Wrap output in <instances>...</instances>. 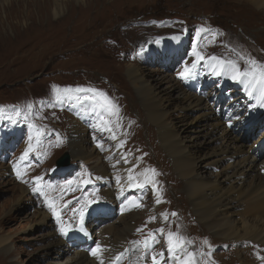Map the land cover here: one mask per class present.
Instances as JSON below:
<instances>
[{"label":"rangeland","instance_id":"374dc122","mask_svg":"<svg viewBox=\"0 0 264 264\" xmlns=\"http://www.w3.org/2000/svg\"><path fill=\"white\" fill-rule=\"evenodd\" d=\"M45 1L0 0V237L13 246L8 253L0 250V264H71V248L93 258L98 245V250L105 248L106 256L119 253L110 264H173L165 251L163 231L181 238V247L191 249L196 264H207L208 259H213L211 264H241L238 251L248 253L255 242L239 247L221 239L204 251L205 237L213 232L197 222L184 185L173 171L172 157L161 147L158 129L147 116L144 92L136 89L126 67L138 64L147 81L163 82L162 89L175 80L218 116L235 106L241 116L254 118L261 127L239 134L261 160L264 115L258 117V101L264 98V83L259 82L264 73V12L239 0H60L57 16L53 6L44 10ZM131 30L137 35L152 32L146 33L141 46L132 47L124 41ZM187 37L178 51L177 43ZM185 69L188 73L182 78ZM228 69L249 72L243 80L246 87L237 80H223ZM250 92L253 104L246 94ZM86 98L94 101L86 109L100 111L102 120L77 112L84 103L73 102ZM62 99L71 107L65 108ZM39 108L47 129L35 135L37 127L30 129L23 118L34 119ZM169 111L168 121L177 123L178 112L173 107ZM200 113L199 109L184 112L186 119L180 121L191 123ZM79 123L86 128L90 149L100 154L94 161L103 159L108 172L116 175L109 184L93 164L71 155V130ZM204 124L205 120L192 128ZM189 131L183 136L200 146L201 155L217 146L210 138L198 137L203 133ZM65 155L70 166L59 169L57 162ZM129 166L137 173L126 183L121 168ZM205 169H200L204 176L212 171ZM85 175L81 198L77 189ZM145 178L158 191L164 224L151 209L157 201L152 186L136 187ZM125 184L130 190L124 192ZM108 190L116 195L113 200L123 197L119 204L107 198ZM135 197L143 198L138 227L128 232L126 245L119 250L112 235L104 241L102 230L124 219L120 214ZM100 208L109 210L107 216L90 212L81 220V213ZM61 228H76V238H67Z\"/></svg>","mask_w":264,"mask_h":264},{"label":"bare ground","instance_id":"6f19581e","mask_svg":"<svg viewBox=\"0 0 264 264\" xmlns=\"http://www.w3.org/2000/svg\"><path fill=\"white\" fill-rule=\"evenodd\" d=\"M239 1H243L248 5H253L259 11L264 12V0ZM40 2L43 3L42 0H40ZM60 4V0H56L55 2L54 0H46L43 8L45 11H48L53 6L55 8H53L55 15L58 16L59 10L61 9ZM134 31L136 32V30L127 32L125 35L127 37L124 39L127 45H131L132 47L141 46L146 33L152 32L148 31L138 34V36ZM139 38L141 42L138 40ZM126 68L128 76L136 89L144 92L143 102L147 110V116L158 129L157 137L161 147L172 157L173 171L178 174L184 185V193L188 194L190 200L189 205L191 206L197 222L209 232H213L212 236L208 235L205 237L207 243H205L204 251L206 252L208 247L210 248L215 241L217 242L221 239L225 240L229 245L233 243L237 244L239 247H245V245L255 242L256 244L250 247L248 253L240 248L237 254V261L241 264H264V155L260 160L255 149L252 147L247 148L240 137L242 133H246L250 130L255 131L257 126L261 127V125H257L254 118L241 116L239 112L236 111L235 106H233L229 112L224 111L218 116L216 113H213L214 111L210 107L208 108L202 104L201 97L185 91L175 80L171 79V86L169 88L162 89L161 86L163 82H159L160 80L158 81L157 79L147 81V74H145L144 68H141L138 64H130ZM234 75L235 71L228 69L224 74L223 80L227 82L240 79V76L233 79L232 77ZM243 82L246 87L247 81ZM173 93H177V95L173 96ZM214 95L215 92L211 93L212 97ZM234 101H236V99H234ZM258 103L260 106L258 111L260 114H258V117H261L264 115V98L262 100L260 99ZM171 107H173L175 112H178L177 123L171 124V122L168 121ZM195 109L201 110L202 113L195 116L191 123L184 124L183 121H180L186 119L183 115L184 112H193ZM246 119L249 121L242 125L241 122ZM203 120L206 121V124L198 125L199 129H196V127L192 128V125L195 123L199 124V122ZM240 130L241 134H239ZM188 131L190 133H203L198 137H204V139L210 138L211 141L217 143V146L211 148L208 154L202 151L206 155H201L198 149L200 146L192 144L183 136L185 133H188ZM195 138L197 139V137ZM195 138L193 137L191 140ZM70 141L71 155L74 159H78L86 164H93L95 169L103 175V179L107 184L110 183L113 177L115 178L116 175L110 174L105 168L103 159L94 161L100 154L97 149H90L86 128L84 126L82 127L80 123L71 130ZM259 141H264V133ZM118 153L120 157L121 154H123L121 150H119ZM203 166L206 169H212L210 172L207 171L206 176L202 175L200 172ZM121 169L123 171V179L127 181L126 183L135 180H129V176L134 178L137 170L133 172L130 166ZM138 172L142 173L141 170ZM146 179L147 178L144 179L145 182H150L144 183L148 186H152L151 195L157 200L159 194L155 185L151 182V179ZM122 187L124 192L130 190L129 184L122 185ZM121 189L122 188L119 186L118 190L122 191ZM107 193L108 195L106 196L110 200H113L116 196L112 190H108ZM121 198L123 197L111 201L112 204H119ZM133 198L134 197L131 199ZM142 200V197L132 201L129 199V202L126 203L125 209L123 210L124 212L120 214L125 218L119 220L114 225L111 224L107 226L105 228L106 230H102L104 241L106 240V235L109 234L119 243V250L125 247L126 240L129 238L128 232L133 231V228L138 225L136 216L139 215L138 211L143 207ZM136 204L140 206L137 207ZM159 205L160 200L159 202L155 201V205H153L151 209L157 214L159 221L164 224L165 217ZM160 234H165V251L173 264H182L184 260L188 259L187 253H191L190 248L186 246H184V248L181 246L175 248V255L180 257V259L177 260L168 250L169 241L165 231H163V233L160 232ZM86 238L88 242L91 240L90 236ZM6 240L0 237V250L8 253L12 250L13 246L10 247V244L7 243L8 241L6 242ZM133 240L134 238H131L127 244L130 245ZM67 250H69V248L65 249L63 253ZM80 251L82 250H72V248L69 250V252L73 254L72 260H70V262L72 261L71 264H98L101 263V261L103 264H110L108 261L111 262L119 255V253H117L113 257L106 256L105 248H102L98 250V255L91 258L87 253ZM177 253H180V255H177ZM258 253H260V256ZM258 257L261 258L259 263L257 260ZM212 260L213 259H208L207 264H211ZM194 264L196 263L194 262ZM200 264L205 263L202 262Z\"/></svg>","mask_w":264,"mask_h":264},{"label":"snow or ice","instance_id":"6c2138e0","mask_svg":"<svg viewBox=\"0 0 264 264\" xmlns=\"http://www.w3.org/2000/svg\"><path fill=\"white\" fill-rule=\"evenodd\" d=\"M213 59H215V58H213ZM233 67H235V66L233 65ZM187 73H188V69H185V72L181 74L182 78H186ZM248 75H250V73L247 71L241 73L239 70H236L235 75L232 78L236 79L239 76H245L246 77ZM261 82L264 83V73L261 74ZM133 179L134 178L132 176H129V180H133ZM147 182H150V181H146L145 183H147ZM145 183L136 184V187L142 188L145 186ZM157 202H159V197H157ZM136 206L139 207L140 205L136 204ZM173 215H175V213H173ZM82 217H83V213H81V220H82ZM81 230H83V229H81ZM61 232H62V234H65V235L67 234V232L63 228H61ZM168 241H169V248H168L169 252L173 254V257L175 259L179 260L180 257L175 255L174 249L179 248L181 246V244H182L181 238H179V237L174 238L172 234H169ZM205 243H207V241H205ZM146 244H147V242H146ZM98 249H99V245L97 246V250L92 251V255H94V256L98 255ZM187 256H188V259L184 260L182 262V264H194V254L187 253ZM101 264H103L102 261H101Z\"/></svg>","mask_w":264,"mask_h":264},{"label":"water","instance_id":"95a60500","mask_svg":"<svg viewBox=\"0 0 264 264\" xmlns=\"http://www.w3.org/2000/svg\"><path fill=\"white\" fill-rule=\"evenodd\" d=\"M68 156H64L63 158L59 159L58 162H57V165L58 166H61V167H65L68 165Z\"/></svg>","mask_w":264,"mask_h":264}]
</instances>
